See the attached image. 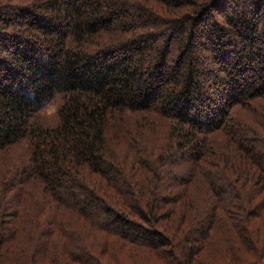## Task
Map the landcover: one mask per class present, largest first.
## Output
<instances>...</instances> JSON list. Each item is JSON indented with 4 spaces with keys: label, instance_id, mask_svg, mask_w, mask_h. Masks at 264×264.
<instances>
[{
    "label": "trees",
    "instance_id": "16d2710c",
    "mask_svg": "<svg viewBox=\"0 0 264 264\" xmlns=\"http://www.w3.org/2000/svg\"><path fill=\"white\" fill-rule=\"evenodd\" d=\"M225 190L264 209V0H0V264L223 220L250 246Z\"/></svg>",
    "mask_w": 264,
    "mask_h": 264
},
{
    "label": "rangeland",
    "instance_id": "374dc122",
    "mask_svg": "<svg viewBox=\"0 0 264 264\" xmlns=\"http://www.w3.org/2000/svg\"><path fill=\"white\" fill-rule=\"evenodd\" d=\"M58 101L52 102L51 104L47 105V107H45L44 113L51 122H55V120L58 119L56 114L58 109ZM223 136L224 135L220 133V131H217L212 135L213 146L215 149H217V151L220 150V144L217 140L218 138L222 139ZM219 182L221 183L220 180ZM241 192L244 197L242 198V202L245 204L247 202V191L242 189ZM228 193L229 191L225 190V200L223 201L222 205L230 209L231 207L236 208L234 203L235 201L230 200L231 197L228 195ZM194 197L195 196H193V199ZM193 202L198 201L193 200ZM235 208H232L231 212L234 214L238 212V214L242 216L240 225L244 227L247 235H252V244L250 246H248L247 243L245 245L241 239L233 237V230L231 231L232 226L229 225L231 222H228L227 220L219 222L221 224L215 223L212 228H209V231L206 232L205 235H208L207 238L202 237L203 234L200 236V238H196L195 235H190L187 237L184 234L185 232L180 231L179 234L177 233L174 236L175 250L174 252H171V254H169V250L172 248V243H170L169 240L164 241L166 243L163 241L159 242V239L155 237L156 241L148 242L145 239L147 236L145 235V232H143L144 235L139 231L135 232V228L133 227L121 229L122 233H127V239L116 235H105L98 230H94V233H96L95 239H93V241H91L89 244L91 250H94L98 255L100 254V256H102L101 260L106 264H170L171 260L173 261V259L176 260V264H247L249 262L253 263L252 261L254 260H261L259 258L264 256V209H260L261 212H251L250 209H248L247 213L245 205L239 209ZM200 212L202 214V211ZM218 214H225V212L224 210H218ZM245 215L248 217V220H244ZM197 216L193 218L190 224V226H192L191 228L195 227L194 224L196 222L200 223L198 219L199 217ZM74 225L78 226L76 222H74ZM196 228H198V225ZM80 230L83 229L80 228ZM106 243L107 247H105ZM186 244H193L195 247L198 246L202 249L200 252H198L197 248V254L192 255L194 252L193 251L190 255L189 249L187 251L183 250V247ZM110 253L113 258L108 257ZM55 256L57 257L55 262L47 261L43 264H62L61 259L59 258L61 257L60 252L56 251ZM42 262H40V264ZM72 264L78 263L73 262ZM88 264L91 263L88 261Z\"/></svg>",
    "mask_w": 264,
    "mask_h": 264
}]
</instances>
